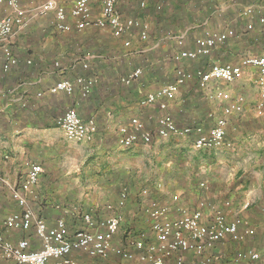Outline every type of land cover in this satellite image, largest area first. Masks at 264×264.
I'll return each mask as SVG.
<instances>
[{
    "label": "crops",
    "instance_id": "0c3cea01",
    "mask_svg": "<svg viewBox=\"0 0 264 264\" xmlns=\"http://www.w3.org/2000/svg\"><path fill=\"white\" fill-rule=\"evenodd\" d=\"M47 1L17 0L23 24L15 26L10 46L18 63L0 72V225L20 209L11 189L20 187L32 163H39L43 167L40 179L25 193L28 203H37L32 208L38 215L49 225L64 218L74 231L84 226V212L97 217L120 214L122 225L114 242L132 248L130 238L143 235L142 228L150 224L144 209L149 199L167 204L172 218L181 216L184 208L195 207L194 191L199 189L195 174L199 170L187 162L184 169L178 167V158L184 156L177 147L183 139L188 141L184 145L193 146L197 134L155 138L150 144L140 142L124 148L119 141L120 126L134 115L147 128L156 126L163 110L158 104L143 107L140 100L176 79V67H186L192 60L177 62L175 52L194 48L196 37L204 31L234 28L236 35L199 59L198 67L206 69L217 61L238 64L247 55L264 54V23L260 22L264 0H146L145 8L140 7V0H117L122 17H138L145 22L147 39L136 30L115 37L109 27L94 25L78 30L73 24L69 31L60 30L55 10L42 11ZM54 1L67 9L69 22H74L70 15L74 0ZM90 4L92 14L99 15L101 0H91ZM13 13V7L0 1V19ZM180 36H184L182 45L178 43ZM126 38L131 39L128 47L124 45ZM4 60L0 45V64ZM138 68L140 75L126 83L123 79ZM79 75L96 80L89 96H81L79 85L72 95L50 91L57 81H74ZM246 80L250 78L244 75L242 82L248 84ZM192 82L180 86L175 100L169 101V111L180 128L201 125L207 132L214 125L209 114H221L222 108L209 101L201 89L196 91ZM246 88L244 85L242 92L237 89L246 98L244 111L228 117L227 138L235 144V153L205 163L201 159L204 171L199 186L205 182L206 188L201 189L206 198L220 205L228 218L239 215L256 232L245 241L224 240L209 249L214 264H264V171L251 164L264 163V115L255 112L259 90L251 98ZM70 107L85 119H96L94 139H67L56 119ZM237 146L238 156L250 162L239 174ZM165 151L168 157L162 159ZM144 188L149 190L147 195L142 193ZM125 191L127 196L122 201ZM179 191L188 196L174 202L172 195ZM228 200L230 205L226 204ZM125 222L133 224L128 227ZM3 233L9 240L28 237L32 248L40 246L33 229L3 227ZM247 249L259 251L261 259L243 257L236 261L235 254ZM186 256V264H191L189 258L194 255ZM80 260L83 264L122 262L114 255L104 260L82 255Z\"/></svg>",
    "mask_w": 264,
    "mask_h": 264
},
{
    "label": "built area",
    "instance_id": "2783aa9c",
    "mask_svg": "<svg viewBox=\"0 0 264 264\" xmlns=\"http://www.w3.org/2000/svg\"><path fill=\"white\" fill-rule=\"evenodd\" d=\"M6 1L13 7L14 13L0 19V45L5 60L0 64V72L8 71L12 65L18 63L10 46V37L16 25L23 24L22 10L17 0ZM91 0H74L70 15L74 22H69V13L63 5L54 0H48L42 11L55 10L56 26L63 31H69L73 24L78 30L89 25L105 28L109 27L115 37L131 35L135 30L142 39L148 38V28L145 22L138 17H122L117 7V0H101V11L94 16L91 9ZM141 8L147 6L146 0H140ZM250 11V10H249ZM264 23V16L260 17ZM250 27L252 25H249ZM234 28L224 31H204L195 39V47L181 49L175 52L174 59L181 62L185 59L198 60L211 54L213 49L235 36ZM184 36L179 37L178 43L184 44ZM125 46L131 45V39L124 40ZM58 64V63H57ZM88 67V64H85ZM254 70L255 82L259 90L255 105L257 115H264V54H250L242 58L240 63L213 62L208 68L189 71L185 67H176V79L149 92L140 100L143 107L158 106L163 110L157 119L154 128H147L144 121L137 115L131 116L129 123L119 128V141L122 147L131 148L140 142L152 143L155 138L169 139L172 136H187L196 133L194 148L197 150L212 151L218 149H234L235 144L227 138L228 117L244 111L246 98L242 93L235 92L233 85L244 77L247 70ZM141 69L138 68L123 80L130 83L138 77ZM195 80L206 98L221 105L222 113L211 112L214 125L207 132L201 125L180 128L169 111V101L175 100L180 86L186 81ZM95 78L79 75L76 80L61 79L50 88V91L64 92L72 95L76 85L80 87L81 96L87 97L93 91ZM62 127L69 141L92 140L98 132L97 121L94 117L83 118L74 107L68 108L56 119ZM264 146V142H263ZM43 172L39 163H32L19 188H12L11 195L20 206L5 219L3 227L7 229L28 231L33 229L40 241L38 248L31 247V240L22 237L17 241L9 240L3 233L0 225V263L2 264H83L82 255L97 259H109L112 255L118 257L120 264H186V254H192L191 264H214L213 257L208 253L218 243L224 240L234 242L245 241L255 234V228L247 224L239 215L228 218L224 210L216 202L204 197L199 199L194 208L182 209L181 216H169V206L162 204L158 199H149L144 206L150 218V228L153 240L141 234L140 237L130 238L132 248L117 245L115 236L120 231L122 216L112 214L97 217L90 211L82 214L84 226L71 231L64 218H58L54 225H49L45 219L36 213L28 203L26 191L35 185ZM206 188V183H200ZM144 195L149 193L147 188L142 190ZM127 192L123 193L126 199ZM174 202L180 201V195H172ZM121 201V205L124 203ZM230 205V201H226ZM138 251V253L136 252ZM248 257L251 261L261 259L259 251L247 249L240 252L235 260Z\"/></svg>",
    "mask_w": 264,
    "mask_h": 264
},
{
    "label": "rangeland",
    "instance_id": "374dc122",
    "mask_svg": "<svg viewBox=\"0 0 264 264\" xmlns=\"http://www.w3.org/2000/svg\"><path fill=\"white\" fill-rule=\"evenodd\" d=\"M198 60H192V61L189 60L190 62L187 64V66L185 68L187 70H189V71H196L198 69H201L202 67H198V65H200V63H197ZM245 75H246L247 79L250 78V80H246V81H248V84H246V82L243 83L242 79H241V80H239L238 82H236L233 85V89H234L235 92H237V89L240 87L241 88V92H242V91H244L242 89V87H244V85H247L246 90H248L250 92V95H251L250 97L251 98H255L257 96V92H258L257 91L258 87H256V82H255V72H254V70H251V72H249L247 70ZM192 86H193V88L196 89V91L200 90L199 85H198V83L195 80H193ZM204 96H205V94H204ZM152 127L154 128V125L150 126V128H152ZM167 141H169V140H167ZM179 142L182 143V144H181V146H178L177 148L182 149V151H180V152H183L181 155H183L184 157L178 158V163H179L178 167L181 168V169H184V167L186 166L184 164H186V162H187V163H190L192 166L196 165L195 169L199 170V174H195L196 175L195 177H196V180H197L196 183L198 182L197 187L199 188L196 191H194V197H195L194 198V202H195V206H196V204L199 201V199L205 197L204 192L202 190L203 188L201 189V186H199V182H200V179H201L200 176H201V173L204 171L203 170V166H202L204 164H201L200 160L202 159V161L205 163L206 161H210L211 158H213V157L217 158L219 156H225V155L231 156V155H233L235 153L236 149H229V150H227V149H218V150H212V151H205V150H197V149H195L194 146H192L191 143H187V145H184L183 143L186 144V142H188L187 140L183 139V140H181ZM170 153L173 154V150L170 151ZM238 154H239V150H238V146H237V174L244 172L245 169H246L245 167L250 163L247 159H242L240 156H238ZM165 157H168V154H167L166 151H165L164 156L162 157V159H164ZM251 164H257L258 165L257 169L260 170V171H264V163L263 162L258 163V161H255V163L251 162ZM232 168H234V167H232ZM17 179H19V178H17ZM178 194L180 195V199L182 200V199H184V195L185 194L187 195V192L179 191ZM12 204H14V203H12ZM29 204L31 206H34L37 203H29ZM132 224L133 223L125 222V225H127L128 227H130V225H132ZM142 231H143L144 235L147 238H149L150 240L154 239V237L152 235V232H151V229H150V224L149 223L147 225H145L144 228H142ZM134 236H137V235H134ZM229 246L232 248L231 245H229ZM192 258H193V256H191L189 259L192 260ZM187 260H188V258L186 256V261ZM231 261H232L231 259H226V262H231Z\"/></svg>",
    "mask_w": 264,
    "mask_h": 264
}]
</instances>
